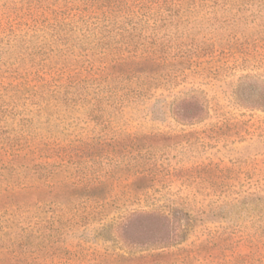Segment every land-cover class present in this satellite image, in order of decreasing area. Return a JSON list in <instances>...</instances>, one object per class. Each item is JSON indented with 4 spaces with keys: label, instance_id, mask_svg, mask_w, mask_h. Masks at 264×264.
Listing matches in <instances>:
<instances>
[{
    "label": "rangeland",
    "instance_id": "obj_1",
    "mask_svg": "<svg viewBox=\"0 0 264 264\" xmlns=\"http://www.w3.org/2000/svg\"><path fill=\"white\" fill-rule=\"evenodd\" d=\"M90 2L0 0V264H264V0H143L178 83L102 116Z\"/></svg>",
    "mask_w": 264,
    "mask_h": 264
},
{
    "label": "trees",
    "instance_id": "obj_2",
    "mask_svg": "<svg viewBox=\"0 0 264 264\" xmlns=\"http://www.w3.org/2000/svg\"><path fill=\"white\" fill-rule=\"evenodd\" d=\"M93 5L105 9L103 20H107V23L101 26L104 31L102 39L105 40L102 44L105 45L104 51H107L101 56L104 66L98 76L83 78L73 83L76 85L80 82L98 81L96 93L100 103L94 111L99 116L106 112L101 102H105V107L112 108V111L121 112L124 106L138 100L144 101L154 95V89H170L178 83L175 73L162 70L165 62L167 66L170 64L163 49L164 43H155L153 40L158 30L169 25L177 26L178 19L175 14L170 13L167 18L156 17L151 25L147 21V6L143 0H91L89 6ZM148 29L149 34H144ZM165 71L167 73L163 74ZM169 109L176 120L190 124L199 120L202 113V107L196 100L184 97H175L170 102ZM145 215L154 217L156 221L169 223V219L163 215ZM238 262L235 260L232 264Z\"/></svg>",
    "mask_w": 264,
    "mask_h": 264
}]
</instances>
